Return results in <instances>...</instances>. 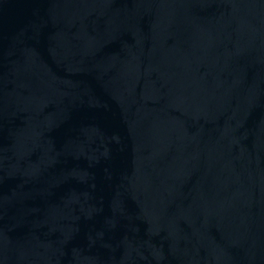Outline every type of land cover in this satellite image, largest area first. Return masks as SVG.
Listing matches in <instances>:
<instances>
[{
  "label": "water",
  "instance_id": "1",
  "mask_svg": "<svg viewBox=\"0 0 264 264\" xmlns=\"http://www.w3.org/2000/svg\"><path fill=\"white\" fill-rule=\"evenodd\" d=\"M0 264H264V0H0Z\"/></svg>",
  "mask_w": 264,
  "mask_h": 264
}]
</instances>
